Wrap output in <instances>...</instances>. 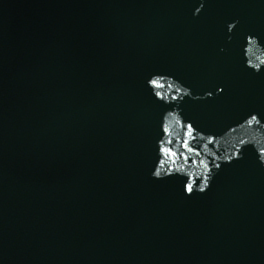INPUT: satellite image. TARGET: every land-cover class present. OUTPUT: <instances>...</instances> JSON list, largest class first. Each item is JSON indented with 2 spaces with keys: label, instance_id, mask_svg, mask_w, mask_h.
I'll return each instance as SVG.
<instances>
[{
  "label": "water",
  "instance_id": "obj_1",
  "mask_svg": "<svg viewBox=\"0 0 264 264\" xmlns=\"http://www.w3.org/2000/svg\"><path fill=\"white\" fill-rule=\"evenodd\" d=\"M0 264H264V0H0Z\"/></svg>",
  "mask_w": 264,
  "mask_h": 264
}]
</instances>
